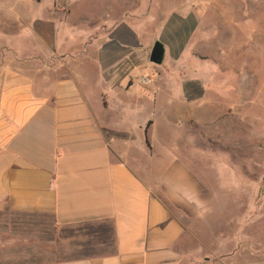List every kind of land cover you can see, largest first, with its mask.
Returning a JSON list of instances; mask_svg holds the SVG:
<instances>
[{
	"label": "crops",
	"instance_id": "obj_1",
	"mask_svg": "<svg viewBox=\"0 0 264 264\" xmlns=\"http://www.w3.org/2000/svg\"><path fill=\"white\" fill-rule=\"evenodd\" d=\"M68 1L23 6L24 32L0 49V264H183L185 222L214 195L184 152L167 151L168 140L154 150L153 108L128 83L132 25L78 23ZM194 104L199 151L246 168L264 157L258 140L229 145V134L249 141L245 117L225 140L218 103Z\"/></svg>",
	"mask_w": 264,
	"mask_h": 264
},
{
	"label": "rangeland",
	"instance_id": "obj_2",
	"mask_svg": "<svg viewBox=\"0 0 264 264\" xmlns=\"http://www.w3.org/2000/svg\"><path fill=\"white\" fill-rule=\"evenodd\" d=\"M55 1L43 0L44 5ZM70 2L78 23L86 19L98 26L108 25L114 16L132 25L138 39V68L128 83L132 82L138 97L147 93L144 102L153 108L150 116L157 124L152 135L154 150L165 151L168 140L167 151L176 156L184 152L183 158L186 155L214 195L209 205L185 222L183 264L264 261V157L249 159V168L245 163L242 167L239 159L229 166L231 159L227 157L221 159L225 164H218L210 158V150L199 151L193 142L200 130L194 125V103H206L209 108L216 102L224 139L225 131L231 127L245 130L241 116L248 121L249 141L229 134L231 149L248 144L252 150L257 140L264 149V0ZM39 5V0H0V49L4 54L10 39L25 30L17 12L23 6L40 8ZM157 41L166 46V57L160 66L150 62ZM142 77L149 80L148 85L143 86ZM113 96L107 97L114 100ZM184 108L185 115L181 117ZM175 111L180 115L171 118ZM138 113L133 117H141ZM169 118L174 120V126L166 124ZM203 144L206 143L198 145Z\"/></svg>",
	"mask_w": 264,
	"mask_h": 264
},
{
	"label": "water",
	"instance_id": "obj_3",
	"mask_svg": "<svg viewBox=\"0 0 264 264\" xmlns=\"http://www.w3.org/2000/svg\"><path fill=\"white\" fill-rule=\"evenodd\" d=\"M166 57V47L161 41H157L151 51L150 62L155 65H162Z\"/></svg>",
	"mask_w": 264,
	"mask_h": 264
},
{
	"label": "built area",
	"instance_id": "obj_4",
	"mask_svg": "<svg viewBox=\"0 0 264 264\" xmlns=\"http://www.w3.org/2000/svg\"><path fill=\"white\" fill-rule=\"evenodd\" d=\"M140 80H141V83H142L143 85H148V84H149V80L146 79L145 77H142Z\"/></svg>",
	"mask_w": 264,
	"mask_h": 264
}]
</instances>
